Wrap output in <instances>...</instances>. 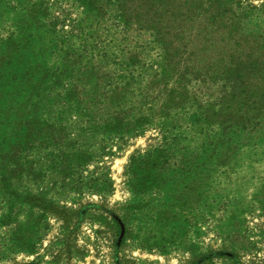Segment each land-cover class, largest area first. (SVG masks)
Instances as JSON below:
<instances>
[{
	"label": "rangeland",
	"instance_id": "374dc122",
	"mask_svg": "<svg viewBox=\"0 0 264 264\" xmlns=\"http://www.w3.org/2000/svg\"><path fill=\"white\" fill-rule=\"evenodd\" d=\"M93 2L0 0V264H264V0ZM119 56L150 125L77 108Z\"/></svg>",
	"mask_w": 264,
	"mask_h": 264
},
{
	"label": "trees",
	"instance_id": "16d2710c",
	"mask_svg": "<svg viewBox=\"0 0 264 264\" xmlns=\"http://www.w3.org/2000/svg\"><path fill=\"white\" fill-rule=\"evenodd\" d=\"M81 4L84 6L89 0H80ZM107 0H94L96 5L95 9L103 11V15H108L106 12V7L104 6ZM111 4H114L117 7L119 6L116 0H108ZM87 6V5H86ZM252 35L242 32V37L249 41L252 44L254 41L250 39ZM128 53V52H127ZM118 59V60H117ZM115 61H118V65H124L125 70L122 76L118 75V72H106L97 69L96 65H93V69H97L95 74L99 78H106L107 80H112L116 83V80H119L116 84L117 86L111 87V83L108 84L111 88H108L105 85H100L98 93L92 95L83 91H77L76 94L78 97L76 101L78 103V109H80V114L88 119L95 120L102 113V108L106 110V116L111 122H114L115 125L130 124L136 127H144L152 123V119L157 115V106L154 103V100L160 98V91H156L151 86L150 78L146 80L147 74L145 73L148 70L147 63L143 62H131V60H126L124 56H119ZM244 66L247 65L249 69L254 65L251 63L250 57H245L243 59ZM152 70V68H151ZM154 72V71H153ZM154 74V73H153ZM156 74V72H155ZM89 77V75H88ZM67 98H70L68 93ZM67 101V100H66ZM81 105V106H80ZM101 116V115H100ZM116 126L113 127L115 129ZM84 146L80 145L81 150ZM82 153H86L82 150ZM78 217V216H77ZM78 225L80 224V218L77 219ZM119 223V222H118ZM34 264V263H30Z\"/></svg>",
	"mask_w": 264,
	"mask_h": 264
}]
</instances>
